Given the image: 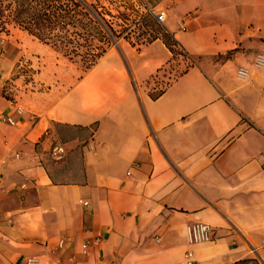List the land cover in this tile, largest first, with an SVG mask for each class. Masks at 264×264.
Returning <instances> with one entry per match:
<instances>
[{"label": "crops", "instance_id": "crops-1", "mask_svg": "<svg viewBox=\"0 0 264 264\" xmlns=\"http://www.w3.org/2000/svg\"><path fill=\"white\" fill-rule=\"evenodd\" d=\"M141 1L174 50L123 40L73 76L49 45L0 30V264H264V0ZM23 61L41 88L9 93ZM197 222L211 238L189 244Z\"/></svg>", "mask_w": 264, "mask_h": 264}, {"label": "trees", "instance_id": "trees-1", "mask_svg": "<svg viewBox=\"0 0 264 264\" xmlns=\"http://www.w3.org/2000/svg\"><path fill=\"white\" fill-rule=\"evenodd\" d=\"M122 1V10L116 8L115 16L101 0H0V30L15 25L68 60L79 62L84 71L121 39L139 46L161 38L173 49L175 41L144 11L141 0H131L137 9L129 0Z\"/></svg>", "mask_w": 264, "mask_h": 264}, {"label": "rangeland", "instance_id": "rangeland-1", "mask_svg": "<svg viewBox=\"0 0 264 264\" xmlns=\"http://www.w3.org/2000/svg\"><path fill=\"white\" fill-rule=\"evenodd\" d=\"M129 2L134 4L135 9H137V7H139L137 5V3H135V2H133L131 0H129ZM101 3L104 6L110 8L112 13L115 16H117L116 8L120 7L121 10H122L121 6L125 2L122 1V0H101ZM138 9L143 10L142 8H138ZM130 15H131V18L135 17V14L131 13ZM115 20H117L118 23L121 22L118 18H115ZM9 25H11V24H9ZM9 25H6V28ZM122 41H123L122 39L117 41L116 46H113V48L119 46L120 42H122ZM5 47H4V43L0 41L1 53H3ZM53 56H57V60L61 61L63 65H65L66 62H67L68 67H67L66 73L69 76H71V75L73 76L74 74L81 73L83 68L81 67L79 62H72L71 60H67V58H63V57H61V56H59L57 54L56 55L54 54ZM18 60H27V59L25 57L21 56V57H19ZM28 60H30V59H28ZM187 63L188 62L185 61V60H175V61H173L169 66H167L165 68V71L155 75L153 77V79H151L149 81V84L147 85V89L149 90V92L152 95H155L159 91H161L165 87V85H167V83L170 81V79L173 76H175L177 73H179L180 71H182L186 67ZM62 72H64L63 69H62ZM34 74H35V69H33L32 67H29L28 64L25 61H23L21 63H18L17 66L14 69V76L13 77H20L21 80L18 83V85L15 84L13 82V80L8 82L9 93L13 94V93H16V90L17 91H23V90L32 89L33 87L41 88V86H39L38 84H35Z\"/></svg>", "mask_w": 264, "mask_h": 264}, {"label": "built area", "instance_id": "built-area-1", "mask_svg": "<svg viewBox=\"0 0 264 264\" xmlns=\"http://www.w3.org/2000/svg\"><path fill=\"white\" fill-rule=\"evenodd\" d=\"M144 11L147 14L151 15L159 24H163L164 19H165V14L163 11L156 12L154 9L147 8V7H144ZM0 53H1V50H0ZM262 63H264V57L258 56L255 62V65L261 66ZM245 77H246V70L243 68H240L237 72V78L239 80H244ZM3 120L7 121L9 124H14L13 120L9 117L4 118ZM64 154H65V147L61 142H55L49 153L50 157L54 161L61 160ZM83 204H87V202H83ZM186 235H187V240L189 244L202 243V242H206L210 240L211 229L208 224L197 222V223L188 225L186 227ZM62 245H63V240L59 242V247H61ZM88 246H89L88 242H85L81 245L83 254H87ZM188 255L190 256L191 253H188ZM25 264H39V260L35 257H29L26 259Z\"/></svg>", "mask_w": 264, "mask_h": 264}]
</instances>
